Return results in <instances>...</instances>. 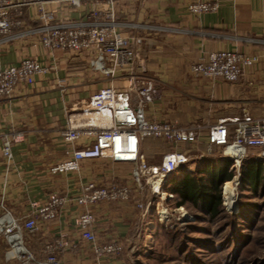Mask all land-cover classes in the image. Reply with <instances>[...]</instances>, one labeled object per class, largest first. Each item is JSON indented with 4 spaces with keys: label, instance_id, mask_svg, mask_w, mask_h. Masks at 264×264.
Listing matches in <instances>:
<instances>
[{
    "label": "crops",
    "instance_id": "obj_1",
    "mask_svg": "<svg viewBox=\"0 0 264 264\" xmlns=\"http://www.w3.org/2000/svg\"><path fill=\"white\" fill-rule=\"evenodd\" d=\"M201 5L214 6L216 10L202 13L189 10L190 6ZM87 7L105 11L110 4L100 0ZM112 9L120 22L136 26L121 29L123 37L142 35L147 39L139 53L137 68L117 72L114 77L90 71L89 58L43 49L37 37L30 34L40 24L35 22L32 9L21 10L20 18L14 13L21 27L0 36V70L27 59L41 61L47 67L45 74L35 77L33 85L18 86L11 98L0 100V214L4 204L14 217L22 219L33 215V210H26L29 204L41 206L51 196L65 198L67 202L58 219L39 223L31 240L43 245V249L60 238L67 240L70 248L63 255L64 264L68 261L103 264L110 259L90 260L94 256L91 246L82 244L73 227V220L84 210L75 206L73 199L89 182L107 187L125 182L131 173L130 165L111 164L102 159L81 162L75 174L51 175L52 165L64 161L68 152L85 143L65 144L60 138L58 131L66 126L68 112L83 108L90 97L109 86L129 99L128 89L132 85L139 80L149 81L158 92V97L145 109L149 122L200 128L196 144L180 147L193 160L189 169L199 167L212 156L219 158L215 160L216 167L230 162L222 159L221 148L208 144L210 126L223 121L247 125L264 119V0H112ZM47 10L69 21L79 17L62 4L49 5ZM138 26L143 29L136 30ZM246 39L253 42L247 43ZM221 51L257 56L258 62L244 70L235 84L192 76L189 71L192 64L205 60L207 54ZM235 127H229L231 141ZM6 134L17 135L10 161L1 154V136ZM151 143L150 140L141 143V153L148 159L171 152L168 145L163 152H157ZM259 153L254 148L248 159L262 162ZM174 176L166 188L174 185ZM136 202L103 204L92 209L98 217V223L92 227L98 243L123 242L128 229V209L137 208ZM0 237L4 238L2 234Z\"/></svg>",
    "mask_w": 264,
    "mask_h": 264
},
{
    "label": "built area",
    "instance_id": "obj_2",
    "mask_svg": "<svg viewBox=\"0 0 264 264\" xmlns=\"http://www.w3.org/2000/svg\"><path fill=\"white\" fill-rule=\"evenodd\" d=\"M100 0H0V36L10 34L20 28L21 10L35 11L34 20L40 23L30 34L36 36L43 49L58 51L65 55H78L90 59V71L105 77H114L120 71H132L138 61V52L147 39L133 35L125 38L121 29H134L136 26L120 22L115 18L112 0L108 10L87 7ZM52 4H62L70 11L79 14L76 20L58 18L47 10ZM194 13L215 11L210 5L190 6ZM60 19V20H59ZM137 29H143L138 26ZM146 29H150L147 27ZM247 43L253 40L246 39ZM205 60L192 64L190 73L195 78L213 82L221 79L235 83L244 70L258 62L257 56H244L234 52H215L205 56ZM47 71L46 65L35 59H27L18 64L0 70V100L9 99L18 86L34 84L36 76ZM132 85L128 89L129 99L121 97V92L109 86L90 97L84 107L67 113L66 126L58 131L65 144L84 141L79 149L68 152L67 158L49 168L53 176L75 174L80 163L93 160H108L111 164L131 165L130 179L134 189H140L144 183L155 199L164 198L172 201L173 195L166 192V182L175 172L192 164L190 156L180 151L181 146L197 143L200 128H181L175 123L149 122L145 117L146 106L158 97V92L147 83ZM125 101V102H123ZM233 129V140L229 138V127ZM17 135L1 136V154L7 161L12 159L13 146ZM144 140H161L169 145L171 152L165 154L161 162L152 166L141 158V143ZM209 145L222 149V159L229 160L233 169H239L248 159L250 152L258 148L259 158L264 160V119L247 125L234 124L231 121L219 122L208 130ZM230 183V182H229ZM226 183L222 192L224 202H231L234 186ZM229 187V188H228ZM231 187V188H230ZM228 197L230 200L228 201ZM129 187L111 185L100 187L93 182L87 183L73 199L74 205L84 210L73 220V227L79 232L83 245L91 246L97 261L121 255V246L114 241L98 243L92 227L98 223V217L92 209L103 204L119 205L130 202ZM67 200L51 196L37 206L29 204L26 210H33V215L22 219L14 217L2 204L0 214V234L9 248V255L20 258L26 251L27 238L36 233L39 223L58 219ZM163 202V201H162ZM145 205V204H143ZM137 208H142L140 203ZM68 243L64 238L46 247L47 257L36 264H60V257L68 252ZM64 253H61L63 252ZM60 253V254H59Z\"/></svg>",
    "mask_w": 264,
    "mask_h": 264
},
{
    "label": "rangeland",
    "instance_id": "obj_3",
    "mask_svg": "<svg viewBox=\"0 0 264 264\" xmlns=\"http://www.w3.org/2000/svg\"><path fill=\"white\" fill-rule=\"evenodd\" d=\"M142 38L144 36L141 35ZM143 45L141 46L139 52H138V61L139 62V53L142 49ZM137 64L136 67L137 68ZM139 87H143L142 84L147 83L150 87H153L152 84L149 81L139 80ZM237 83V82H235ZM231 83V84H235ZM151 103V102H150ZM170 124V123H168ZM211 127V126H210ZM181 128H189V127H181ZM152 141L151 144H153V147L155 149H158L157 152H163L166 149L167 144L162 142L161 140H150ZM169 146V145H168ZM166 152V151H165ZM154 155V154H153ZM163 156H149V159L152 161V166H156L161 162V159ZM141 158L143 162H148V158L144 156L143 153H141ZM250 158V156H249ZM263 160V159H262ZM150 161V162H151ZM251 160H245L241 163L239 169H233L230 172V175L232 177L231 182L229 184H233L236 186L232 193V199L230 204L225 203L223 199V190L226 185L221 186V199H222V207L224 208V215L230 216L233 218L239 217L238 219L242 220V218H248L251 216L250 212H247V210L241 211L242 206L247 202H250V204L258 205V214L262 211L264 207V190H260L257 194L255 199L252 201L244 200L245 197L249 194V187H243L242 186V170L245 167V164L250 162ZM131 166V165H130ZM194 169V168H193ZM132 170V169H131ZM178 175H184V173H178L174 178L175 181L179 180L180 176ZM204 178V177H203ZM204 180V179H203ZM131 179L129 178L125 182L118 184V183H111V185H117V186H123V187H129L131 190V198L129 201H138L136 203H140L142 205V208H136L130 207L128 209V212L130 213L128 222L126 223L128 229H127V235L122 243L119 245L121 246L122 252L121 255L117 257H112L109 260H104L103 264H179L177 260L174 261L175 257V251H170V247L172 245L166 240L164 236L159 235L161 231L166 232H181L185 233L188 231V229L192 226H195L196 220L191 215L190 211L185 208H178L175 209L171 204H168L167 202L170 200L167 199H155L151 192H148L147 187L148 185L146 183L143 184V186L140 189H134L133 185L131 184ZM167 185H165L166 188ZM108 187V186H107ZM229 188V187H228ZM231 188V187H230ZM244 191V192H243ZM251 195V193H250ZM249 195V196H250ZM174 200V198L172 199ZM163 201V202H162ZM145 204V205H143ZM152 212V214H150ZM163 214V217H160ZM151 217V218H150ZM262 220V222L259 224V226H264V213L261 212V214L258 217V220ZM162 221V222H161ZM221 222L217 224L220 225ZM255 222H253V227H255ZM200 228H203L204 232L208 230L210 232L211 228L210 225L206 223H201ZM227 232V231H226ZM225 232V233H226ZM233 231L227 232L222 240H226L227 238L231 237ZM250 234V233H248ZM36 235V233H34ZM33 235V236H34ZM159 235V237H158ZM204 235H199V238H202ZM241 236L246 237L247 232L243 233ZM251 236V234H250ZM102 238V235L100 236ZM252 238L255 240H258V243L248 245L244 250H242L241 257L238 259L237 263H240L244 260H249L248 264H251L253 261H256L260 254L264 253V232L263 233H252ZM32 236L27 238V244H25L24 250L26 251V254H24L20 258H13L9 255L8 245L6 246L7 242H5V239L3 237H0V264H36L37 261L43 262L46 257V247L43 249V245H37L35 242H31ZM240 240H243V238H240ZM58 240L55 241V243ZM116 241V240H113ZM177 242H175L176 244ZM70 244H68L69 247ZM123 246V247H122ZM177 246V244H176ZM207 255H202L200 261H196L195 264H222L220 262V259L224 258V256H230L232 254V251L220 253V255H213L214 253H218L219 251L215 250H203ZM61 253H64L61 252ZM66 252L65 254H67ZM60 254V253H59ZM202 254V253H198ZM64 255V254H63ZM60 257V264H64L63 257ZM264 258V257H259ZM90 260H95L94 256H91ZM67 264H71V262H67ZM90 264H96L94 261L93 263L90 262Z\"/></svg>",
    "mask_w": 264,
    "mask_h": 264
},
{
    "label": "trees",
    "instance_id": "obj_4",
    "mask_svg": "<svg viewBox=\"0 0 264 264\" xmlns=\"http://www.w3.org/2000/svg\"><path fill=\"white\" fill-rule=\"evenodd\" d=\"M214 160V161H211ZM219 161L217 156H212L209 160L203 163L202 169L198 170L193 176H186L182 181H176L174 185L166 188V192L173 195L174 200L168 201L175 209L185 208L188 209L191 215L196 220V225L188 229L187 232H166L161 231L159 235L164 236L168 242L172 245L170 251H175V260L179 264H195L196 261H200L202 255H207L203 250H215L220 253L230 252V256H224L220 259L222 264H248L249 260H244L237 263L241 257L242 250L248 245L257 244L258 240L252 238V233H263L264 226H259L262 220H258L261 212L264 213V207L262 211H259L258 205L250 204L246 202L243 210L251 213L248 218L238 219L224 215V208L222 207L221 199V186L231 182L230 168L231 162L222 163V167L218 168L214 163ZM242 170V186L249 187V194L245 197L247 201H252L257 196L258 192L264 190V160L262 162L250 161L245 164ZM204 177V178H203ZM204 179V180H203ZM244 192V191H243ZM251 193V195H250ZM250 195V196H249ZM221 222L220 225L217 224ZM255 222V227H253ZM201 223L210 225L211 230L204 232L203 228H200ZM233 231L232 238L229 237L226 240H222L227 232ZM226 232V233H225ZM247 232V236H241ZM250 233V234H248ZM158 235V237H159ZM199 235H204L199 238ZM243 238V240H240ZM177 242V246L175 244ZM202 254H198V253ZM259 257H264V253ZM253 261L251 264H264V258H259Z\"/></svg>",
    "mask_w": 264,
    "mask_h": 264
},
{
    "label": "bare ground",
    "instance_id": "obj_5",
    "mask_svg": "<svg viewBox=\"0 0 264 264\" xmlns=\"http://www.w3.org/2000/svg\"><path fill=\"white\" fill-rule=\"evenodd\" d=\"M216 164H218V163H216ZM222 163L220 164V165H217V167L218 168H220V167H222ZM202 166H203V163L199 166V167H197V168H195V169H189L188 167L186 168V169H184V170H179V171H177V172H175L174 174H175V176L178 174V173H184V175H178V176H180V178H179V180H177V181H182L186 176H193L194 174H196V172L198 171V170H200V169H202ZM173 175V174H172ZM171 175V176H172ZM170 176V177H171ZM174 176V177H175ZM169 177V179H171ZM169 179H168V181H169ZM168 181L166 182V183H168ZM167 185V184H166ZM230 200V197H228V201ZM150 214H152V212L150 213ZM160 217H163V214L160 216ZM151 218V217H150ZM162 222V221H161Z\"/></svg>",
    "mask_w": 264,
    "mask_h": 264
}]
</instances>
